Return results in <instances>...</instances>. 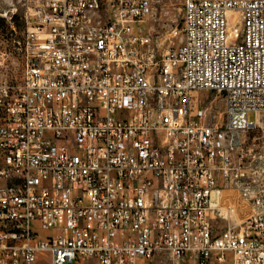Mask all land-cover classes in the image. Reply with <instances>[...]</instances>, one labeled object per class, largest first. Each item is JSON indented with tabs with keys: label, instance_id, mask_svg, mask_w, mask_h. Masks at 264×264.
Listing matches in <instances>:
<instances>
[{
	"label": "built area",
	"instance_id": "1",
	"mask_svg": "<svg viewBox=\"0 0 264 264\" xmlns=\"http://www.w3.org/2000/svg\"><path fill=\"white\" fill-rule=\"evenodd\" d=\"M151 1L0 0V264H264V0H186L162 50Z\"/></svg>",
	"mask_w": 264,
	"mask_h": 264
},
{
	"label": "rangeland",
	"instance_id": "2",
	"mask_svg": "<svg viewBox=\"0 0 264 264\" xmlns=\"http://www.w3.org/2000/svg\"><path fill=\"white\" fill-rule=\"evenodd\" d=\"M186 0H152L148 8L147 14L143 22L140 23V29L143 33L150 34L159 49L167 47H176L181 44L182 39V23L183 8ZM235 16L231 17V21H235ZM19 22V21H18ZM20 30L22 24L18 23ZM9 73L12 77H20L22 66L12 64L9 67ZM189 112L196 118L211 125H220L224 119V99L222 95L216 91L200 89L195 90L187 99H185ZM251 119L253 114L250 115ZM245 149L253 148L256 155L254 164L260 167L264 166V144L263 129L257 128L247 133ZM264 182V177H263ZM41 234H46L42 231ZM49 255H44L38 264H49Z\"/></svg>",
	"mask_w": 264,
	"mask_h": 264
}]
</instances>
